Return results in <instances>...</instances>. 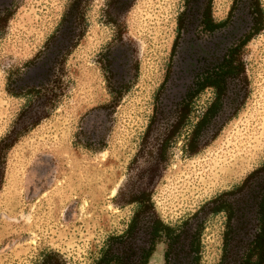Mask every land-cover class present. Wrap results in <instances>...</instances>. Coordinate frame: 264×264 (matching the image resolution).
<instances>
[{
	"label": "rangeland",
	"instance_id": "1",
	"mask_svg": "<svg viewBox=\"0 0 264 264\" xmlns=\"http://www.w3.org/2000/svg\"><path fill=\"white\" fill-rule=\"evenodd\" d=\"M105 1L91 0L85 10L86 30L63 57L57 88L48 81L33 96L16 91L17 77L26 73L27 81L28 76L37 81L49 64L51 69L42 54L52 42L60 47L72 30V21H61L69 0H17L0 26V138L42 116L6 156L0 264H37L49 250L67 264H92L107 237L129 223L134 205L123 200L145 187L152 189L155 211L165 223L203 220L199 264H216L225 214L207 209L194 214L264 163V26L238 53L244 71L232 83L236 112L220 121L212 140L188 153L189 124L212 96L211 89L203 90L194 98L189 123L161 160L153 145L160 127L147 126L172 68L178 18L185 9L194 13L202 0H133L118 28L105 21ZM232 2L212 0L214 18H224ZM259 2L264 13V0ZM239 7L249 20L246 7ZM105 53L115 69L112 91L122 92L115 104L101 65ZM32 58L42 61L34 70L27 65ZM52 91L58 97L48 101ZM165 248L163 240L157 242L146 264H164Z\"/></svg>",
	"mask_w": 264,
	"mask_h": 264
},
{
	"label": "trees",
	"instance_id": "2",
	"mask_svg": "<svg viewBox=\"0 0 264 264\" xmlns=\"http://www.w3.org/2000/svg\"><path fill=\"white\" fill-rule=\"evenodd\" d=\"M90 2L91 0H69L63 13L61 21H72L74 25L71 28L74 30V42L70 44L71 48L84 35L87 24L85 10ZM132 2L133 0H106L103 10L105 21L118 28V19L128 11ZM240 3L247 9L249 21L251 22L250 28L245 37L242 38L241 43L238 46L231 47L229 56L224 59L215 75L209 74L205 77V81L200 88L213 85L215 96L207 105L205 113L201 115L195 124V132H198L203 124L220 107L221 97L227 88V78L234 79L244 71L243 62L239 58L238 53L243 45L253 35L260 32L264 26V13L259 0H233L227 17L219 21H215L212 17V0H203L199 5V7L203 8L201 11V23L205 29L211 30L229 23L235 9L239 7ZM186 15L187 12L184 10L178 18V34L175 46L180 35V30L184 28ZM118 30L120 32V29ZM70 47L65 49L60 56H57L51 67L54 77L48 81H52L54 85L59 81L60 77L58 75L59 70L63 66V57L65 54H68ZM111 83V81H108L110 92L113 95L112 101L115 104L122 96V92L119 89L112 91ZM41 86L43 85L37 88L33 86L25 92L33 96L35 93L41 91ZM47 96L48 101L52 97H58L56 91H52ZM189 112L190 108H186L182 112L178 128L174 132L178 131L187 122ZM41 117L39 116L35 121L24 125L22 129L16 131L15 129H11L0 138V188L3 181L4 164L9 149L30 128L35 126ZM219 129L213 133L209 140L199 147L195 146V140L191 138L187 142L188 153L197 152L217 135ZM168 139L164 140V145L159 156L161 160L166 158L164 152ZM123 204L134 205L127 227L121 233L107 237L98 257L92 264H146L155 249L156 243L161 240L166 244L164 254L165 264H199L203 221L190 222V218H188L176 225L165 223L155 211L152 201V189L148 187L131 192L128 198L123 200ZM203 209H207L212 214L223 212L226 216L222 255L217 264H226L230 260V257L233 264H264V163L249 172L239 185L223 191L208 200L194 215ZM251 222L255 223L254 233L248 234L249 231L242 232V229ZM37 264L67 263L60 253L55 250H49L41 255Z\"/></svg>",
	"mask_w": 264,
	"mask_h": 264
},
{
	"label": "flooded vegetation",
	"instance_id": "3",
	"mask_svg": "<svg viewBox=\"0 0 264 264\" xmlns=\"http://www.w3.org/2000/svg\"><path fill=\"white\" fill-rule=\"evenodd\" d=\"M16 1L17 0H0V26L5 24L9 19L11 13L16 7ZM200 3L196 6V10L194 11V13L186 15L184 28L180 30L178 42L176 43L175 49L173 50L174 57L172 56L173 58L171 60L172 68L168 70V73H166L165 78L160 88L158 89V100L155 101L153 113L147 126L148 128H150V131L152 129L155 130L160 127L159 131H161V133L158 134L155 139L156 141L153 143L155 149H157L159 154H161L165 139L169 138L167 147L165 149L166 152L169 145L172 144L173 140L181 135L182 130L187 126L190 118H188L187 122L178 131L174 132V130L178 128V122L181 119V114L186 108H190V116L191 106L194 103V98L200 95L203 90L211 89L212 96L201 111L197 120L193 124H189L190 130L188 133H186L184 146L187 152L189 151L187 148V142H189L191 138L195 140L196 147L201 146L212 137L213 133L218 127V124L221 123L220 121H225L226 118H229L230 115L234 113L231 109V100L234 97L232 96V94L235 92V88H232V83H235L236 80L238 81V76L240 74L234 79H231L230 77L227 78V88L225 90V93L221 97L220 107L215 111L213 115H211L208 121L203 124L198 132L194 131L195 124L198 122L201 115L205 113V110H207V105L215 96V88L213 87V85H207L203 88H200L205 81V77L209 74L215 75V72L220 69V65L222 64L224 59L229 56L231 47L238 46L241 43L242 38L245 37L251 24V22L247 19L245 12L239 15L238 10H240L241 7H237L229 23L211 30H207L201 23V11L203 8L199 7ZM242 10L245 11L243 7ZM227 15L219 20L225 19ZM212 17L214 18L213 15ZM214 20L219 21L215 18ZM73 33L74 30H69V32L67 31L68 37L65 42L61 43L60 47L54 46L53 42L50 43L49 46H47L48 48H46L45 53L43 51L42 58L44 60L47 59L53 65L57 56H60L61 53L65 51V49L70 47V44L74 40ZM111 62L112 58L105 53L102 57L101 65H103L104 69L106 70V78L108 79V81H111L113 75H115L113 72V70L115 69L111 66ZM40 63H42L41 60L40 62H35V59L32 58L31 61L27 63V65L30 64V67L28 68H32L34 70L38 68ZM50 66L51 64H49V66L44 69L45 71L39 73L41 74V77L37 81H34L33 79L30 80L29 76L27 81L25 78L26 73H23L22 75L20 74L17 77L18 79H20V83H18V86H15L16 91H19V89L28 91L29 88L33 86L37 88L40 85H43L41 86L42 90L49 80V78L48 80H46V76L48 75L49 70L51 71ZM17 78L15 77L13 81L16 82ZM166 97L167 102L164 101V98ZM150 134L151 133H149L147 137V144L150 139ZM199 221L203 220H197L195 222ZM190 222L192 221L190 220ZM254 224V222L247 224L242 229V232L249 231L248 234L251 232L254 233ZM224 230L225 224L223 233ZM221 255L222 249L218 262L221 258ZM226 264H233V262L231 261V257Z\"/></svg>",
	"mask_w": 264,
	"mask_h": 264
}]
</instances>
